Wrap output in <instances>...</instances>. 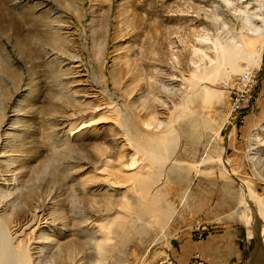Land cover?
<instances>
[{
    "label": "rangeland",
    "instance_id": "1",
    "mask_svg": "<svg viewBox=\"0 0 264 264\" xmlns=\"http://www.w3.org/2000/svg\"><path fill=\"white\" fill-rule=\"evenodd\" d=\"M251 10L244 0H0L5 264H160L172 228L198 225L200 211L230 209L248 226L242 182L264 202V46L257 63L240 61L250 92L243 69L189 77L213 69L214 39L236 38ZM241 92L251 97L231 114ZM80 117L90 125L71 129ZM168 128L179 144L154 185L160 221L140 207L128 165L142 158L155 171L163 161L142 153L136 129ZM241 245L250 264L260 239L247 227Z\"/></svg>",
    "mask_w": 264,
    "mask_h": 264
},
{
    "label": "bare ground",
    "instance_id": "2",
    "mask_svg": "<svg viewBox=\"0 0 264 264\" xmlns=\"http://www.w3.org/2000/svg\"><path fill=\"white\" fill-rule=\"evenodd\" d=\"M244 1H246L248 8H250V9L252 8V10L250 12V15H252V16H250L249 18L251 20L255 19V21H257V23L253 24V22H251V20H249V22H250L249 25L248 24L243 25V26L241 25V27L238 31L234 30V32L236 34V38L234 37L232 40H230L227 43H225V42L222 43L217 38L214 39L212 46L215 48L212 47L213 48L212 50L216 51V48H217V50L219 52H217V51L216 52L219 53V55L217 57H215V59H214L215 61L213 63H215V65H214L213 69L208 72V71L204 70L205 69L204 68L203 70L206 72H203V73L202 72L198 73L196 71H192V73L190 74V77H189L190 81H192V80L194 81V79L206 80L209 78H218L216 76L218 75L219 71L222 70V69H220L222 66L226 67L228 69V71H230V72H238V71L243 69V68H241L240 64H244L242 62L240 63V61L257 63L260 60L262 49L264 46V0H244ZM227 3H229V1H227ZM240 9H242V8H240ZM235 13H236V11H235ZM234 32H233V34H234ZM209 43H211V42H209ZM196 51H198V50H196ZM210 61H212V60H210ZM210 64H212V63L210 62ZM211 66H213V65H211ZM195 70H197V68ZM244 70L246 72V67H244L243 71ZM198 71H202V70L198 69ZM224 71H226L225 68H224ZM228 71L226 73H229ZM221 76H223V75H221ZM224 77H227V74L224 75ZM173 79H174V77H173ZM187 82L188 81H186L185 83L187 84V87H189L190 83H192V82H188L189 86H188ZM204 83H207V82H204ZM193 84H194V82H193ZM199 84H198V87H199ZM198 87H196V88H198ZM199 91H200V89H199ZM206 92H208V91H206ZM209 94H210V92H209ZM211 95H213V94L211 93ZM205 96H203V97H205ZM186 99H187V97H186ZM185 104H187V103L185 102ZM106 108L108 109V107H106ZM184 110L186 111V109H184ZM187 110H189V109H187ZM189 113H190V111H189ZM193 119H196V118H193ZM84 125L87 126V125H90V123L84 121L83 117H80L77 120H73V123L70 125V127H71V129L74 128L73 130H79ZM197 125H199V124H197ZM147 126H148V124H147ZM160 132H161V134L157 133L156 131H155V133H153V132L148 133V132L141 131L140 129H136V135L138 138L136 143L140 147L143 148L141 150L142 153L145 154L146 156H148L149 159L161 158L163 161V162L158 163L157 165L156 164L152 165V167H154L156 170L147 172L148 162L146 164L142 163V161L144 160L142 158L140 159V162H138L136 159H132V161L128 165V167H129V170H135V172H133L135 174V178H136V180L134 182V187L138 191V199H139L138 202H139L140 207L143 208V210L145 211V214H148V215L150 214L152 216H155V218H156L155 220L162 221V220H164V218H166L165 216H166L167 212L165 210H158L157 209V205L160 201V195L158 193L159 190H157V189H156V191H158V192L153 195V191L155 190L154 185L160 184L166 180V173H167V171H169L167 169V167H168L167 163L168 162H171V163L174 162V156H171L172 155V148L174 149L175 147H177L178 140H177L175 132L172 131L171 128L165 129V130L160 131ZM132 139H133V136H132ZM145 143L148 145L146 148H144ZM170 152H171V155H169ZM174 152H173V154H174ZM219 161L223 162L221 157L219 158ZM111 163H112L111 160L105 159V160L100 162V165H105V166L110 165L112 167ZM114 166L115 165H113V167ZM124 167L122 166L123 169L126 168V167L125 168ZM120 168L121 167H119L118 170H120ZM149 168L151 169V166ZM242 183H243V190L245 192V195L243 197V203L245 206L243 216L246 218L247 223H248V226H247L248 227V234H249V236H251L253 233V235L259 237V239H260V245L259 246L256 245L255 248L254 249L252 248V250L250 251L249 261H250V264H264V202L259 197L258 198L255 197V199H254V197H252V195H250V193H248V189H250V188L246 184H244V182H242ZM111 185H113V184H111ZM147 202H148V204H147ZM255 204H256V206H255ZM122 205L127 207V204L125 201H124V203H122ZM158 206H160V205H158ZM152 216H150V217H152ZM169 219L170 218H168V220ZM106 221H108L109 225L110 224L116 225L117 227L122 226L121 223H118L119 218L117 216H113V217L107 219ZM32 224L33 223L30 222V224L27 226H30ZM0 238L1 239H11L9 237V235L6 236L5 233H3V232L0 233ZM5 248L9 249L10 246H6ZM5 248H2V246L0 247V250H1L0 262H2L3 264H5V263H4V259L2 256V250ZM25 258H26V256H25ZM21 264H25L24 259H23Z\"/></svg>",
    "mask_w": 264,
    "mask_h": 264
},
{
    "label": "crops",
    "instance_id": "3",
    "mask_svg": "<svg viewBox=\"0 0 264 264\" xmlns=\"http://www.w3.org/2000/svg\"><path fill=\"white\" fill-rule=\"evenodd\" d=\"M198 219V225L172 228L175 236L170 239H174L173 245L163 252L177 264H186L192 256H198L206 264H243L244 247L241 243L247 239L243 219L240 218L242 223L230 209L200 211ZM197 226L205 229L201 237Z\"/></svg>",
    "mask_w": 264,
    "mask_h": 264
},
{
    "label": "built area",
    "instance_id": "4",
    "mask_svg": "<svg viewBox=\"0 0 264 264\" xmlns=\"http://www.w3.org/2000/svg\"><path fill=\"white\" fill-rule=\"evenodd\" d=\"M255 83L254 80V76L246 71L244 73H242L240 75L239 78V85H241L243 88H247V91L250 92L251 87L253 86V84ZM245 92V91H244ZM243 93L241 92L236 93V95L234 96L233 100H232V104H231V114H234L235 112H237V110H239V108L242 106V104L244 105L246 102L249 101V98L251 97V93ZM238 115H235L233 117V120H235L237 118ZM199 227V231L200 233L198 234V236H202L203 232H204V227L203 226H197ZM160 264H177L175 261H173L171 258H165L163 261H160ZM189 264H205L201 259L195 257L193 258Z\"/></svg>",
    "mask_w": 264,
    "mask_h": 264
}]
</instances>
